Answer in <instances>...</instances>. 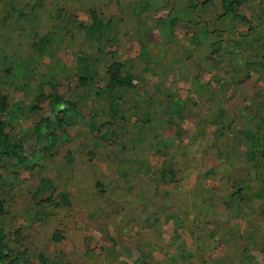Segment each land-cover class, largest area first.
Instances as JSON below:
<instances>
[{"label":"rangeland","instance_id":"1","mask_svg":"<svg viewBox=\"0 0 264 264\" xmlns=\"http://www.w3.org/2000/svg\"><path fill=\"white\" fill-rule=\"evenodd\" d=\"M257 1L264 7V0H243L215 27L226 36L245 32L253 16L264 17ZM136 4L147 2L0 4V117L11 121V136L49 112L48 96L77 103L73 122L54 126L50 149L36 150L28 138L35 161L0 159V264H176V255L182 264L183 256L204 264L222 253L232 257L226 264L264 259V60L257 51L264 26L241 39L247 52L240 61L232 56L236 69L206 72L196 62L189 71L179 54L171 84L161 81L173 67H143L125 55L155 51L141 30L171 38L190 24L145 16L144 8L131 13ZM95 20L107 25L90 35ZM202 46L190 56L206 54L212 64ZM127 71L133 85L107 92L108 76Z\"/></svg>","mask_w":264,"mask_h":264},{"label":"trees","instance_id":"2","mask_svg":"<svg viewBox=\"0 0 264 264\" xmlns=\"http://www.w3.org/2000/svg\"><path fill=\"white\" fill-rule=\"evenodd\" d=\"M4 0H0V4L3 3ZM6 2H11V0H5ZM243 2V0H221V12L219 13V20H216L215 22H220L219 26H223L221 24V21H224L226 16L230 13H234L236 11V7L240 6V4ZM222 16V17H221ZM236 16V15H235ZM247 18V17H246ZM250 18L248 19V21ZM257 20L259 18L257 17ZM107 23L102 22L101 20H95L90 25L87 26L88 33L90 35H93L96 30H99L103 27H105ZM217 24L213 22V29L210 30L211 35L208 37L207 35V41H203V34L201 33L199 35L198 32V26H197V32L192 35L191 42L195 45L193 51L196 52V57L199 54V50H197V47L199 44L201 45H208V40H212L210 45H212V49L208 50L206 53H209V57L211 55H214V60H211L213 62L211 65V69L214 67H221L228 68L230 70L236 69L237 62H231L232 56L235 55L238 57L239 54L242 55V50H245L244 45L247 44L242 43L241 39L243 37H247L246 33L249 30H252L253 33L256 32V29L261 26L260 22L257 21L255 24H248L247 26H244L245 32H240L235 36H231L229 33L228 36L223 35L221 31L218 30L217 27H215ZM204 25H201L200 28H203ZM257 27V28H256ZM199 28V29H200ZM232 30V28H231ZM229 30V31H231ZM223 32L226 31V29L222 30ZM244 33V34H243ZM257 34H261L260 32ZM263 38L262 43L264 44V32H262ZM258 35H256L257 37ZM244 44V45H243ZM230 45H233V49L230 50ZM248 45V44H247ZM191 50V51H192ZM257 51L261 52V55L264 60V46L262 48H258ZM252 50L250 51V53ZM255 53V52H253ZM181 54V59H185L190 54L188 53H178L176 54V57ZM183 54H188L187 56H184ZM207 55L205 54V57ZM184 57V58H182ZM191 57V56H190ZM203 57V56H201ZM207 58V57H206ZM187 59V58H186ZM239 61L241 60L240 57H238ZM215 61V63H214ZM188 60L185 61L187 63ZM116 63L112 62V65L114 66ZM228 64V65H226ZM264 65V62H263ZM231 66V67H230ZM238 66L241 67V64ZM177 68V67H176ZM112 71V70H111ZM178 70L176 69V72ZM208 71V70H207ZM206 71V72H207ZM132 73L126 72L125 74L120 75H112L108 76L107 80L108 83L106 84L105 88L107 92H110L113 87L116 86H131L133 85V77ZM183 75L189 76V73L186 71L183 73ZM212 78L214 79L213 72H211ZM220 76H218L219 80ZM80 84H85L87 79H85V76H81ZM221 81V80H220ZM223 81V80H222ZM238 81H235L234 86L241 87V83H237ZM192 83L193 85H198V77L194 75L192 77ZM182 101L181 99H179ZM6 101V97L3 96V94H0V113L3 111V107ZM48 104H49V112L46 113L44 116H42L34 125L31 131L27 132L25 130L21 131V133L15 134V136H11L10 134V128H11V121L4 119L3 117H0V159L3 157H6L10 160L13 164H21L23 162H26L28 160L35 161V155H33V150H29L26 147V141L30 136L34 137V140L36 142V150H45L50 149L58 140V137L56 135V132L53 131L54 126L59 127L63 129L65 125H69L73 122V116H74V109L77 105L76 101L73 99L63 98L59 95H53L48 96ZM223 115V113H221ZM216 116V114H215ZM215 125H222L221 121L218 123H215ZM223 126V125H222ZM44 139V140H43ZM1 234V232H0ZM1 236V235H0ZM0 256H3V252L0 251Z\"/></svg>","mask_w":264,"mask_h":264},{"label":"crops","instance_id":"3","mask_svg":"<svg viewBox=\"0 0 264 264\" xmlns=\"http://www.w3.org/2000/svg\"><path fill=\"white\" fill-rule=\"evenodd\" d=\"M147 2V5L143 4H136V6L132 7V10L130 12H134L136 9L144 8L145 16H148L151 14H155L157 17L163 20H168L170 19H175V20H182L184 22H188L190 24V29L186 30V33L178 34L176 36H172L171 38H164V33L163 31L159 32L158 28L154 29H146L144 31H140V34L142 33V36H144L146 39L153 41V50L151 55L147 53V47H143L142 49L138 50L139 56L133 58V56L130 55H125V62L126 61H131V60H139L140 63L143 64V67L145 65H148V67H152L156 65L159 62H162L166 66L173 67V71H171L169 74H167L161 82H169L171 84H175L173 82V77H176V67L175 61H176V54L178 53H188L191 54V38L192 35H194L197 32L196 24L197 22L201 23L198 27L200 28L201 25H204L203 28H198L199 35L202 33L203 36V41H207V35L208 37L211 35L210 30L213 29V22L216 20L220 19L219 13L221 12V0H218L216 5H214L213 0H155L153 3L151 0H145ZM259 10H264V7H260L258 1L256 2ZM259 6V7H258ZM254 8V9H256ZM158 11H161V13H158ZM257 11V9H256ZM214 12H218V14H214ZM127 14L131 15L128 11ZM147 14V15H146ZM141 16L143 14H140ZM121 16V15H120ZM255 19V23L257 21L260 22L261 26H264V17L259 18L257 20V16H253ZM147 21V20H146ZM172 21V20H171ZM254 23V24H255ZM257 28V27H256ZM221 33H223L222 30H225V28L220 27L218 28ZM256 35V32H254ZM188 43V46L185 44V40ZM212 40H208V45H203L202 48L204 51H206L207 48L208 50L212 49V45H210ZM167 42H171L173 44L172 46L170 44H167ZM195 46V45H194ZM135 49V48H133ZM207 50V51H208ZM149 51L150 48H149ZM195 51V50H194ZM141 53V54H140ZM170 54V55H169ZM140 57V58H138ZM184 58V57H182ZM186 60H191L193 61L192 64L191 62H187L184 68L190 71L191 67L195 68L196 67V62L198 63L197 67H200L201 69H204L205 71L210 70L212 65L206 63L207 58L205 56L199 57L197 59H194L190 57H186ZM128 72V71H127ZM189 72V76H190ZM170 77V78H169ZM170 79V81H168ZM176 99V98H174ZM176 101V100H175ZM190 255V254H188ZM194 258L191 256V259ZM183 259L185 260V263L191 264L189 256H183ZM232 259L231 255H226V254H220V255H213L208 259L206 257V260L204 264H226L225 262ZM181 257L176 255V264H182ZM258 261L262 264L264 262L263 256L258 259ZM258 263V262H257ZM194 264V262L192 263ZM259 264V263H258Z\"/></svg>","mask_w":264,"mask_h":264}]
</instances>
